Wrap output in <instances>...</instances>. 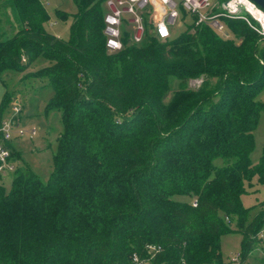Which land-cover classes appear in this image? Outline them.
<instances>
[{
  "label": "trees",
  "instance_id": "16d2710c",
  "mask_svg": "<svg viewBox=\"0 0 264 264\" xmlns=\"http://www.w3.org/2000/svg\"><path fill=\"white\" fill-rule=\"evenodd\" d=\"M71 1L63 39L46 31L40 0H0V74L46 60L32 76L51 87L45 109L60 111L62 127L46 182L16 165L8 188L0 183V264H131L132 254L146 264H222L233 218L243 264L264 242V199L246 223L241 203L247 187L264 185V147L249 158L264 113L255 99L264 36L224 18L227 37L189 24L108 52L103 0ZM10 100L4 91L0 118Z\"/></svg>",
  "mask_w": 264,
  "mask_h": 264
},
{
  "label": "rangeland",
  "instance_id": "374dc122",
  "mask_svg": "<svg viewBox=\"0 0 264 264\" xmlns=\"http://www.w3.org/2000/svg\"><path fill=\"white\" fill-rule=\"evenodd\" d=\"M216 7L224 0H213ZM47 15L48 20L44 24L46 31L66 39L68 37V28L70 25V16L76 11L75 5L71 0H40ZM66 13L68 16L62 20L58 18L55 11ZM8 18L11 15L7 13ZM190 17L186 16L183 21L175 23L170 29V37H175L185 30L189 25ZM230 36V34H229ZM47 65V61L38 58L34 60L26 69L18 73L5 72L0 74V98L4 91L11 94V100L8 103V110L2 113V117H9L10 106L16 101L19 107L17 115L18 128L22 130L23 135L13 138L9 142L14 151L18 152L19 159L15 160V165H26L41 182H46L51 169V156L56 149V137L61 132L60 111L55 109L46 110L45 105L52 96V89L46 82L34 78L33 72ZM199 79H190L189 84L197 85ZM255 99L264 102V85L256 93ZM34 131V136L30 132ZM15 131V130H14ZM253 148L249 154L251 163H256L260 156L262 147H264V113L259 112L255 128L252 131ZM213 164L220 165L221 159L216 158ZM12 178L11 173L2 174L0 183L6 188ZM247 193L241 196L243 206L249 207L246 215V221H249L256 211L261 208L259 202L264 199V185L252 184L246 188ZM176 200H189L184 196H175ZM230 233L224 234L220 238V252L222 255V264H235L229 261L235 255L240 253L241 235L236 230L235 219H232ZM264 234V227L262 230ZM243 264H264V242H258Z\"/></svg>",
  "mask_w": 264,
  "mask_h": 264
},
{
  "label": "built area",
  "instance_id": "2783aa9c",
  "mask_svg": "<svg viewBox=\"0 0 264 264\" xmlns=\"http://www.w3.org/2000/svg\"><path fill=\"white\" fill-rule=\"evenodd\" d=\"M103 7V34L108 52L120 50L123 46L122 39H125L127 44H137L145 36L164 41L170 37L171 27L183 21L186 16L190 17V24L207 25L219 35L226 32V37L228 32L223 19L238 17L264 36V24L253 15L251 7L261 10L249 0H224L219 3L218 8L213 0H103ZM261 12L264 15V12ZM245 14L253 19L258 27H254ZM18 112L19 107L14 101L10 106L9 117L0 118L1 174L10 173L16 167L7 145L13 138L23 135L22 130L18 128ZM34 134L32 130L30 136ZM259 237L264 238L262 231ZM154 251L152 246H147L150 257ZM148 260L149 258H139L136 254L131 256V264H146ZM229 261L239 264L238 254Z\"/></svg>",
  "mask_w": 264,
  "mask_h": 264
},
{
  "label": "water",
  "instance_id": "95a60500",
  "mask_svg": "<svg viewBox=\"0 0 264 264\" xmlns=\"http://www.w3.org/2000/svg\"><path fill=\"white\" fill-rule=\"evenodd\" d=\"M251 1L256 7H258L261 11L264 12V0H249ZM226 32H224L221 36H225Z\"/></svg>",
  "mask_w": 264,
  "mask_h": 264
},
{
  "label": "bare ground",
  "instance_id": "6f19581e",
  "mask_svg": "<svg viewBox=\"0 0 264 264\" xmlns=\"http://www.w3.org/2000/svg\"><path fill=\"white\" fill-rule=\"evenodd\" d=\"M251 12L253 15L261 20V22L264 24V15L261 11L257 10L256 8L251 7Z\"/></svg>",
  "mask_w": 264,
  "mask_h": 264
}]
</instances>
